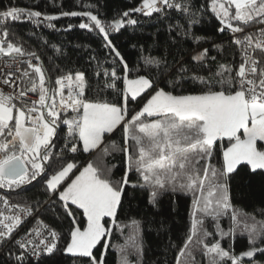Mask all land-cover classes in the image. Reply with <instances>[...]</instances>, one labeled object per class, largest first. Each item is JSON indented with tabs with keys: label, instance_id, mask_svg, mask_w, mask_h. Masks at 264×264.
<instances>
[{
	"label": "snow or ice",
	"instance_id": "obj_1",
	"mask_svg": "<svg viewBox=\"0 0 264 264\" xmlns=\"http://www.w3.org/2000/svg\"><path fill=\"white\" fill-rule=\"evenodd\" d=\"M209 7L233 34L244 32L241 24L259 25L255 32L232 41L240 46L238 68L220 65L211 79L195 73L186 79L184 74L189 69L183 61L169 62L163 55H151V51H162L165 46L166 42L157 40H153L149 54L140 56L138 63L142 67H137L136 75L130 77L129 63L109 38L110 33L139 23L130 18V13L145 17H153L155 13L157 21L163 23L172 19L168 10L180 13L187 24L185 27L178 22L169 23L168 40L176 39L171 35L176 29L179 37H187L189 29L200 23V9H194L190 0H142L139 7L108 23L91 11L60 14L88 18V22L78 27L98 30L103 46L120 62L122 76L117 75L115 68L103 71V76L111 81L107 88L116 89V81H122L123 87L117 90L118 102L86 99L89 84L85 71H69L55 79L54 87L48 86L40 57L7 39L8 22L24 18L40 25L58 17L21 7L0 11V57L20 58L27 64V68L18 69L21 75L16 79L13 73L3 79V84L14 91L0 90V188L17 190L42 178L46 193L58 199L63 213L71 220L70 239L65 245H60L61 233L42 221L17 238L18 228L26 218L33 217L34 208L0 197L4 206L0 209V246L9 244L16 248L15 252L5 253L9 264H60L64 256L84 258L88 264H104L103 253L99 258L94 254L101 241L110 236L103 221L108 217L115 222L124 198L134 199L138 190L148 192L147 202L153 208H158L165 196L180 193L193 196L191 227L176 264H181V257L184 264H196L195 249L190 245L197 236L200 239L196 245L207 257V264H242L244 258H250L248 264H264V260L256 259L258 255L264 257V227H250L241 221L231 202L230 186V177L239 175L241 166H250L252 174L264 171V148L258 147V142H264V0H211ZM48 26L54 27L50 23ZM72 27L68 25V29ZM193 39L199 43L201 38ZM144 52L141 46V53ZM207 56L205 48L190 59L203 62ZM33 59L37 63H32ZM161 83L165 87H160ZM183 83H197L201 90L196 94H174ZM169 87L172 90H165ZM29 92L38 93V100L29 101ZM138 98L146 102L129 118L128 104L137 103ZM61 125L66 127V133L55 154L54 167L51 163L56 148L54 139ZM118 128L123 132L124 146L118 149L112 141L101 149L105 134ZM225 140L228 146L222 149V161L217 168L212 164L214 152L217 142ZM110 150L125 154L124 174L115 181L111 169L103 164V157L110 155ZM78 152L91 154V159L79 165L67 155ZM131 174L136 175V182L130 179ZM129 188L131 193L127 191ZM72 206L82 212L86 227L76 223ZM226 216L232 222L227 231L219 223ZM205 220L214 222L221 240L234 238L243 223L241 234L247 233V250L237 255L231 246L222 247L220 240L207 243L213 234L204 228ZM138 224L132 221L133 226ZM132 246L139 256L142 244L135 240ZM107 247L103 245L104 249ZM120 250V264H130L125 248Z\"/></svg>",
	"mask_w": 264,
	"mask_h": 264
},
{
	"label": "trees",
	"instance_id": "obj_2",
	"mask_svg": "<svg viewBox=\"0 0 264 264\" xmlns=\"http://www.w3.org/2000/svg\"><path fill=\"white\" fill-rule=\"evenodd\" d=\"M189 2V0H184ZM211 0H190L193 8H199L204 16L210 15L211 19L205 23L193 25L189 29L187 37H179L176 29L171 33L176 37L174 41H169L167 25L169 23H179L187 27L183 16L173 10H168L172 19H166L163 23L157 21V14L153 17H145L140 13H130V18L136 19L139 23L135 26L126 25L119 32L110 33L109 38L116 48L124 56L132 69L130 77L136 75L137 67H142L138 63L142 54H149V48L153 40L166 42L163 50H153L151 55H163L169 62L179 63L183 61L184 66L189 69L186 72L187 79L193 73L207 79H211L219 70L220 65H227L238 68L241 62L240 46L232 41L235 38H243L248 32H255L256 26H244L243 33L234 35L226 28L221 21L214 16L209 7ZM142 0H0V11L9 7H21L40 11L49 16H56L58 19L50 22L45 21L40 25H35L27 19L22 18L18 22H8L5 27L9 33L7 39L15 44L22 45L28 52H35L47 73V85L54 87L55 79L69 71H85L89 88L85 91V98L89 100H100L109 102H118L117 90L123 87L122 81H116V89L106 87L111 82L110 78L103 76L104 70L115 68L117 75L122 76L120 62L115 59L110 50L103 46L104 40L98 30L89 31L80 29L78 25L82 22H88V18L83 16H61L62 12H87L91 11L102 21L108 23L114 19L120 18L123 12L139 7ZM234 12V8L232 9ZM127 19V18H125ZM52 24L54 27H49ZM234 24L236 22H233ZM68 25H73L68 29ZM224 27L225 31H218ZM159 29V32H157ZM194 37L201 38L196 43ZM136 47H133V46ZM141 46L145 52L141 53ZM208 49V56L203 62H195L190 59L197 52ZM220 49H223L222 51ZM215 57V60L211 59ZM137 62V63H134ZM27 68V64L22 66V70ZM100 72V76L95 73ZM141 74H144L141 72ZM23 87V85H21ZM160 87H165L163 83ZM165 90H172L166 88ZM201 90L197 83H183L182 88L176 89L174 94H196ZM218 90V89H217ZM38 94V93H35ZM146 100L138 98L137 103L129 102V115L138 111ZM65 118L64 116L61 117ZM66 133V127L61 125L57 130V137L54 139L56 148L53 149L54 159L51 161L56 166L55 154L62 147L63 136ZM104 144L110 145L112 141L118 145V149L124 146L123 132L120 128L111 134H105ZM131 144V141H129ZM264 146V143H261ZM228 146L227 140L217 142L212 164L219 168L222 161V149ZM97 151H100L98 149ZM110 155L103 157V164L111 169V178L119 180L125 171V154L123 151H111ZM64 155V154H60ZM74 157L73 162L79 165H85L90 159L91 154L78 152L76 154H67ZM100 163V161H95ZM115 165V167H112ZM58 170V169H57ZM52 174L51 170L49 175ZM107 174V173H106ZM46 179V177H45ZM133 182L137 181L135 174L130 175ZM230 186L232 190V205L240 214H246L244 219L255 221L259 227H264V171L256 170L254 174L250 173V166H241L240 174L230 177ZM4 194L12 200L31 205L40 212V216L53 228L61 233L60 245H65L70 237L68 232L71 227V220L62 211V208L56 197H49L46 193L44 180L37 178L36 181L24 185L21 189L9 190L1 188ZM129 193L132 189H127ZM192 200L191 194H175L163 197L158 208H153L148 204V192L138 190L134 199L124 198L122 206L117 211L115 222L111 218L105 217L104 223L110 230V236L101 241V244L94 250V254L99 258L103 253L104 264H120L121 247H124L130 264H176L180 248L184 245L189 234L192 220ZM73 207L74 215L77 217L76 223L81 228L86 227V218L82 212ZM247 218V219H246ZM139 222L138 226H133L132 221ZM225 221L230 217H225ZM227 223V222H226ZM204 228L212 233L206 242L211 244L219 240L215 230V225L210 220H205ZM209 229V230H208ZM235 237L234 246H231V238L220 239L222 247L234 251L239 255L247 250V233ZM193 239L190 248L195 249L196 264H207V257H204ZM138 240L142 244V253L137 256L133 248V242ZM107 244V249L103 245ZM13 245L5 244L0 246V264H9L6 252H15ZM181 264H184V258L181 257ZM250 258H244L242 264H248ZM256 259L264 260V257L257 256ZM60 264H88L84 258L64 256L60 259ZM230 264V262H229Z\"/></svg>",
	"mask_w": 264,
	"mask_h": 264
},
{
	"label": "built area",
	"instance_id": "obj_3",
	"mask_svg": "<svg viewBox=\"0 0 264 264\" xmlns=\"http://www.w3.org/2000/svg\"><path fill=\"white\" fill-rule=\"evenodd\" d=\"M234 35L236 36V35H238V33H236ZM24 59H27V58H24ZM32 63H37V61L33 59ZM24 64H26V63H22L20 58H17L16 60H13V59H11L9 57H0V90H3L5 93L14 91V89H12L9 86L3 84V79L5 78V76L8 73H13L14 74L13 79H16L17 77H19L21 75V71H18V69L22 70V66ZM27 99L29 101L38 100V94L29 92ZM68 115L71 116V113H69ZM0 197L7 198L11 203L21 204V203H18L16 201L12 200L11 198L7 197L4 194V192L2 191L1 188H0ZM21 205H25V204H21ZM3 207H4L3 204L0 203V209H2ZM6 214H9V213L6 212ZM37 221H42L44 224H47V225L51 226L49 223L45 222V220L40 216V212L34 208L33 217L26 218L24 220V222L22 223V225L18 228V230H17V238H19V236H22L29 229H31L33 227H36L37 226Z\"/></svg>",
	"mask_w": 264,
	"mask_h": 264
},
{
	"label": "rangeland",
	"instance_id": "obj_4",
	"mask_svg": "<svg viewBox=\"0 0 264 264\" xmlns=\"http://www.w3.org/2000/svg\"><path fill=\"white\" fill-rule=\"evenodd\" d=\"M199 19H200V23H205V22H208V21H210V19H211V17H210V15H207V16H204L203 15V13H200V16H199ZM146 102V101H145ZM129 118H130V115H129ZM104 141H105V139H104ZM261 143H264V142H258V147H262V148H264V146L263 145H261ZM102 146V145H101ZM237 214H238V217L241 219V221H243V222H246L250 227L251 226H253V225H255L256 227H258L259 228V226H258V223H255V221H253V220H250V219H247L248 221H246L244 218V216L246 215V214H244V213H242V214H240L239 212H237ZM225 219V217H223V218H221V220H220V225H221V227L225 230V231H227L228 230V228H229V226H230V224L232 223L231 221H229V220H227V221H225L224 220ZM227 222V223H226ZM103 223H104V221H103ZM105 224V223H104ZM213 224H214V222H213ZM215 225V224H214ZM106 227V226H105ZM243 228V223L240 225V227L237 229V232L238 231H240L241 232V229ZM209 230V229H208ZM216 233H217V237L219 238V240H220V236H219V234H218V232L216 231ZM236 236H239L237 233H236V235H235V237ZM235 237L234 238H231V241H230V243H231V246H234V240H235ZM197 238H200V236H197V237H194V239H197ZM222 242V241H221ZM220 242V243H221Z\"/></svg>",
	"mask_w": 264,
	"mask_h": 264
},
{
	"label": "crops",
	"instance_id": "obj_5",
	"mask_svg": "<svg viewBox=\"0 0 264 264\" xmlns=\"http://www.w3.org/2000/svg\"><path fill=\"white\" fill-rule=\"evenodd\" d=\"M75 171V170H74ZM66 186V185H65ZM62 190V189H61Z\"/></svg>",
	"mask_w": 264,
	"mask_h": 264
}]
</instances>
